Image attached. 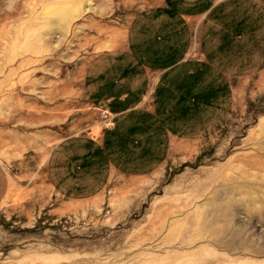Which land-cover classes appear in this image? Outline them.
<instances>
[{
	"label": "rangeland",
	"instance_id": "obj_1",
	"mask_svg": "<svg viewBox=\"0 0 264 264\" xmlns=\"http://www.w3.org/2000/svg\"><path fill=\"white\" fill-rule=\"evenodd\" d=\"M153 0H0V264H264V70L235 81L223 124L96 197L49 185L51 147L97 136L91 57Z\"/></svg>",
	"mask_w": 264,
	"mask_h": 264
},
{
	"label": "crops",
	"instance_id": "obj_2",
	"mask_svg": "<svg viewBox=\"0 0 264 264\" xmlns=\"http://www.w3.org/2000/svg\"><path fill=\"white\" fill-rule=\"evenodd\" d=\"M262 70L264 0H153L132 17L124 42L89 60L83 91L105 125L51 147L49 185L86 200L113 176L157 170L174 142L218 129L235 81Z\"/></svg>",
	"mask_w": 264,
	"mask_h": 264
}]
</instances>
